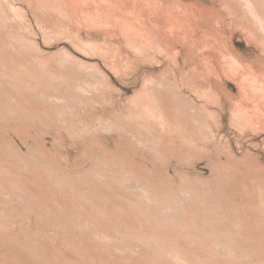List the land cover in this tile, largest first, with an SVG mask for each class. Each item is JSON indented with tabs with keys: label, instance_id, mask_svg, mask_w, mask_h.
I'll return each mask as SVG.
<instances>
[{
	"label": "rangeland",
	"instance_id": "1",
	"mask_svg": "<svg viewBox=\"0 0 264 264\" xmlns=\"http://www.w3.org/2000/svg\"><path fill=\"white\" fill-rule=\"evenodd\" d=\"M0 75V264H264V0H0Z\"/></svg>",
	"mask_w": 264,
	"mask_h": 264
},
{
	"label": "bare ground",
	"instance_id": "2",
	"mask_svg": "<svg viewBox=\"0 0 264 264\" xmlns=\"http://www.w3.org/2000/svg\"><path fill=\"white\" fill-rule=\"evenodd\" d=\"M116 5V4H115ZM175 7V6H174ZM173 7V8H174ZM164 8V7H163ZM245 8V7H244ZM155 9V8H154ZM169 10V9H168ZM169 12V11H168ZM171 12V11H170ZM179 14V13H178ZM68 15V14H67ZM91 18H92V16H90ZM117 17V16H116ZM94 18V17H93ZM2 19V18H1ZM121 19V18H120ZM110 20V19H109ZM178 22V21H177ZM102 23V22H101ZM95 24V23H94ZM117 25V24H116ZM184 28V27H183ZM9 32V31H8ZM178 36V35H177ZM14 37V36H13ZM12 39V38H11ZM197 40V39H196ZM16 42V41H15ZM85 42V41H84ZM33 43V42H32ZM84 44V43H83ZM86 44V43H85ZM91 44V43H90ZM98 45V44H97ZM131 45V44H130ZM155 45V44H154ZM13 46V45H12ZM208 46V45H207ZM80 47V46H79ZM87 47V46H86ZM129 47V46H128ZM165 47V46H164ZM21 48V47H20ZM94 48V47H93ZM160 48V47H159ZM96 49V48H95ZM101 49V48H100ZM99 49V50H100ZM80 50V49H79ZM145 50V49H144ZM147 52V51H146ZM154 52V51H153ZM73 54V53H72ZM119 54V53H118ZM39 59V58H38ZM69 59V58H68ZM191 59V58H190ZM71 60V59H70ZM232 60V59H231ZM61 61V60H60ZM63 62V61H62ZM234 62V61H233ZM237 62H238V58H237ZM236 62V63H237ZM65 63V62H64ZM62 64V63H61ZM68 64V63H67ZM66 64V65H67ZM76 64V63H75ZM79 64V63H78ZM47 65V64H46ZM59 65V64H58ZM40 66H41V64H40ZM48 67V66H47ZM92 67V66H91ZM239 68H240V65H239ZM234 69V68H233ZM237 69V68H236ZM86 70V69H85ZM125 70V69H124ZM75 71V70H74ZM81 71V70H80ZM96 71H98V70H96ZM123 71V70H122ZM228 71V70H227ZM234 71V70H233ZM42 72V71H41ZM84 72V71H83ZM87 73V72H86ZM98 73V72H97ZM247 73V72H246ZM249 73V72H248ZM96 74V73H95ZM44 75H46V74H44ZM105 75V74H104ZM1 76V75H0ZM47 76H48V74H47ZM2 77V76H1ZM246 77V76H245ZM80 78V77H79ZM1 79V78H0ZM251 79V78H250ZM83 80V79H82ZM152 80V79H151ZM163 80V79H162ZM90 81V80H89ZM103 81V80H102ZM251 81V80H250ZM94 82V81H93ZM99 82V81H98ZM105 82V81H104ZM246 83V82H245ZM254 83V82H253ZM145 84V83H144ZM252 84V83H251ZM78 85V84H77ZM148 85V84H147ZM101 86V85H100ZM73 87V86H72ZM73 89V88H72ZM88 89V88H87ZM86 89V90H87ZM20 90V89H19ZM71 90V89H70ZM77 90V89H76ZM148 90V89H147ZM152 92V91H151ZM148 93H149V91H148ZM145 95V94H144ZM66 96V95H65ZM159 96H161V95H159ZM160 98V97H159ZM55 99V98H54ZM143 99V98H142ZM161 99V98H160ZM141 100V99H140ZM146 100V99H145ZM144 100V101H145ZM61 101V100H60ZM161 101V100H160ZM159 101V102H160ZM95 102V101H94ZM163 102V101H162ZM32 103V102H31ZM52 103V102H51ZM61 103V102H60ZM161 103V102H160ZM239 105V104H238ZM262 105V104H261ZM151 106V105H150ZM149 106V107H150ZM162 106V105H161ZM165 106V105H164ZM260 106V105H259ZM167 107V106H166ZM185 107V106H184ZM168 108V107H167ZM182 108V107H181ZM69 109V108H68ZM164 109V108H163ZM166 109V108H165ZM183 109V108H182ZM243 109V108H242ZM169 110V109H168ZM189 110V109H188ZM193 110V109H192ZM191 110V111H192ZM237 111V110H236ZM163 112H165V111H163ZM133 113V112H132ZM162 113V112H161ZM195 113V112H194ZM169 114V113H168ZM166 115V114H165ZM175 115H176V113H175ZM184 115V114H183ZM129 116V115H128ZM127 116V117H128ZM140 116V115H139ZM234 116V115H233ZM142 117V116H141ZM167 117V116H166ZM257 117V116H256ZM264 117V116H263ZM128 119V118H127ZM177 119V118H176ZM259 119V118H258ZM131 120V119H130ZM147 120V119H146ZM168 121V120H167ZM201 121H202V119H201ZM163 122V121H162ZM169 122V121H168ZM171 122V121H170ZM177 122V121H176ZM242 122V121H241ZM121 123V122H120ZM119 123V124H120ZM205 123V122H204ZM165 124H167V123H165ZM240 124V123H239ZM246 124V123H245ZM122 125V124H121ZM115 126H116V124H115ZM114 126V127H115ZM203 126V125H202ZM106 127V126H105ZM108 127V126H107ZM120 127V126H119ZM127 128V127H126ZM126 128H124V129H126ZM123 129V130H124ZM117 130V129H116ZM122 130V131H123ZM148 130V129H147ZM130 134V133H129ZM132 137V136H131ZM135 137V136H134ZM143 140V139H142ZM140 141V140H139ZM173 145V144H172ZM2 150V149H1ZM176 150V149H175ZM48 163V162H47ZM6 171V170H5ZM13 172V171H12ZM14 181V180H13ZM229 181V180H228ZM130 182V181H129ZM132 184V183H131ZM138 184V183H137ZM137 184H135V185H137ZM194 185V184H193ZM144 186V185H143ZM185 186V185H184ZM196 186V185H195ZM13 187V186H12ZM136 187V186H135ZM190 187V186H189ZM20 189V188H19ZM138 189V188H137ZM190 189V188H189ZM151 191V190H150ZM191 191V190H190ZM143 192H144V190H143ZM155 192V191H154ZM189 192V191H188ZM31 193V192H30ZM142 193V192H141ZM136 194V193H135ZM148 194V193H147ZM151 194V193H150ZM142 195V194H141ZM189 195V194H188ZM158 196V195H157ZM156 196V197H157ZM198 196V195H197ZM202 196V195H201ZM206 196V195H205ZM144 197V196H143ZM138 198V197H137ZM141 198V197H140ZM202 198V197H201ZM144 200H146L145 198H143ZM149 198H147V200H148ZM152 200V199H151ZM158 200V199H157ZM202 200V199H201ZM143 201V200H142ZM150 201V200H149ZM159 201V200H158ZM175 201V200H174ZM179 201V200H178ZM134 202V201H133ZM147 202V201H146ZM151 202V201H150ZM168 202V201H167ZM176 202V201H175ZM155 203V202H154ZM177 203V202H176ZM250 203V202H249ZM141 204H142V202H141ZM161 204V203H160ZM152 205H153V203H152ZM155 205V204H154ZM169 205V204H168ZM172 205V204H171ZM174 205V204H173ZM182 205V204H181ZM94 206V205H93ZM147 206V205H146ZM157 206V205H156ZM149 207V206H148ZM134 208V207H133ZM142 208V207H141ZM153 208V207H152ZM158 208V207H157ZM166 208V207H165ZM172 208V207H171ZM175 208V207H174ZM178 208V207H177ZM99 209V208H98ZM140 209V208H139ZM167 209H168V207H167ZM166 209V210H167ZM170 209V208H169ZM180 209V208H179ZM129 210V209H128ZM134 210V209H133ZM161 210V209H160ZM176 210V209H175ZM127 211V210H126ZM162 211H163V209H162ZM174 211V210H173ZM172 211V212H173ZM188 211V210H187ZM140 212V211H139ZM142 212V211H141ZM160 213V212H159ZM185 213V212H184ZM192 213V212H191ZM166 214V213H165ZM181 214V213H180ZM136 215V214H135ZM162 215H163V213H162ZM161 215V216H162ZM189 215V214H188ZM137 216V215H136ZM141 216H142V214H141ZM158 216V215H157ZM165 216V215H164ZM163 216V217H164ZM167 216H168V214H167ZM173 216V215H172ZM172 216H171V218H172ZM166 217V216H165ZM168 217H170V216H168ZM187 217V216H186ZM138 218H139V216H138ZM143 218V217H142ZM159 219V218H158ZM164 220V219H163ZM174 221V220H173ZM160 222V221H159ZM175 222V221H174ZM107 223V222H106ZM55 224V223H54ZM168 224V223H167ZM176 225V224H175ZM126 226V225H125ZM150 226V225H149ZM164 227V226H163ZM134 228V227H133ZM169 228V227H168ZM138 230V229H137ZM144 233H146V232H144ZM142 234V233H141ZM220 234V233H219ZM150 235V234H149ZM117 236V235H116ZM169 236V235H168ZM97 238V237H96ZM153 241V240H152ZM101 242V241H100ZM124 243V242H123ZM143 243V242H142ZM154 243V242H153ZM214 243V242H213ZM160 244V243H159ZM154 245V244H153ZM157 245V244H156ZM215 246V245H214ZM153 248V247H152ZM252 248V247H251ZM144 249H145V246H144ZM246 249V248H245ZM106 250V249H105ZM154 250V249H153ZM217 250V249H216ZM156 252V251H155ZM159 252V251H158ZM179 252V251H178ZM163 253V252H162ZM180 253V252H179ZM161 254V253H160ZM171 254H173V253H171ZM4 255V254H3ZM157 255V254H156ZM165 255H166V253H165ZM179 255V254H178ZM181 256V255H180ZM186 256V255H185ZM160 258V257H159ZM182 258V257H181ZM180 258V259H181ZM157 259V258H156ZM164 260V259H163ZM12 262V261H11ZM163 262V261H162ZM186 263V262H185ZM183 264V263H182ZM190 264V263H189Z\"/></svg>",
	"mask_w": 264,
	"mask_h": 264
}]
</instances>
